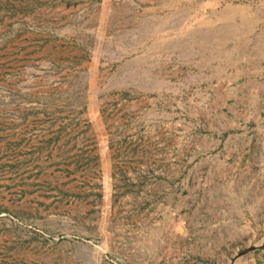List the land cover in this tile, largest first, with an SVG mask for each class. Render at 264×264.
Wrapping results in <instances>:
<instances>
[{"label": "rangeland", "instance_id": "374dc122", "mask_svg": "<svg viewBox=\"0 0 264 264\" xmlns=\"http://www.w3.org/2000/svg\"><path fill=\"white\" fill-rule=\"evenodd\" d=\"M243 42L264 0H0V264H264Z\"/></svg>", "mask_w": 264, "mask_h": 264}, {"label": "crops", "instance_id": "0c3cea01", "mask_svg": "<svg viewBox=\"0 0 264 264\" xmlns=\"http://www.w3.org/2000/svg\"><path fill=\"white\" fill-rule=\"evenodd\" d=\"M241 45L251 49L247 51L246 60L234 69L236 79L240 80L239 93L255 96L256 100L260 98L264 105V42H243Z\"/></svg>", "mask_w": 264, "mask_h": 264}, {"label": "water", "instance_id": "95a60500", "mask_svg": "<svg viewBox=\"0 0 264 264\" xmlns=\"http://www.w3.org/2000/svg\"><path fill=\"white\" fill-rule=\"evenodd\" d=\"M254 250H256V249H250L249 251H254ZM249 251H247V252H249ZM247 252H244V253H242L241 255H244V254L247 253Z\"/></svg>", "mask_w": 264, "mask_h": 264}]
</instances>
